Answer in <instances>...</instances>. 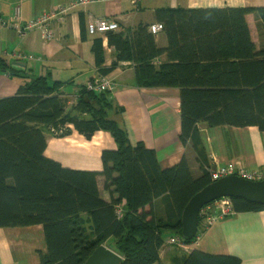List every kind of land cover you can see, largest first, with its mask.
<instances>
[{"label": "trees", "instance_id": "16d2710c", "mask_svg": "<svg viewBox=\"0 0 264 264\" xmlns=\"http://www.w3.org/2000/svg\"><path fill=\"white\" fill-rule=\"evenodd\" d=\"M152 18L162 27L156 35L149 31L153 24L142 22L111 30L92 38L91 53L100 79L130 62L138 88L178 90L185 151L170 167L161 168L142 142L130 144L126 131L109 117L122 112L109 91L89 90L86 84L71 99L62 91L66 83H49L0 59L1 70L26 79L13 96L0 98V229L40 225L46 250L37 264H82L109 239L121 264H161L164 232L171 234L170 246L187 252L180 264H241L236 256L183 247L193 240L180 237V218L189 199L212 183L198 124L255 127L264 134V6L167 7L154 10ZM79 27L86 41L83 14ZM102 38L112 51L109 66ZM162 55L166 59L157 65ZM73 131L86 140L100 131L111 136L115 149L102 151L101 171L64 168L44 155L47 135L61 139ZM230 200L236 214L264 210ZM173 238L182 246L171 244Z\"/></svg>", "mask_w": 264, "mask_h": 264}, {"label": "crops", "instance_id": "0c3cea01", "mask_svg": "<svg viewBox=\"0 0 264 264\" xmlns=\"http://www.w3.org/2000/svg\"><path fill=\"white\" fill-rule=\"evenodd\" d=\"M75 0H0V59L32 76L46 77L49 83H66L62 91L74 99L82 85L99 81L95 60L91 53L92 38L81 41L79 15L86 26L91 18H108L118 31L132 29L139 23L154 24L152 12L160 8H237L264 6V0H141L98 2L79 8L61 22L55 20L48 27L53 33L49 41L43 40L40 29H29L24 36L17 30L43 13L69 6ZM251 36L258 48V39L252 15L246 17ZM87 30V28H86ZM89 36H92L91 38ZM164 46L162 35L157 37ZM105 66H109L112 51L102 38ZM165 55L156 63L164 62ZM25 78L13 76L0 69V98L13 96ZM105 80L113 84L109 94L115 105L122 108L115 119L128 136L131 145L142 142L155 152L159 166L166 168L180 161L185 147L180 135L179 92L177 89L138 88L130 62H122ZM201 140L211 171L228 163H238L246 170L264 173V134L255 127L208 128L198 124ZM115 143L107 132H96L86 140L75 131L68 137L57 139L46 136L44 155L64 168L83 171H101V153L114 150ZM105 197V195L103 194ZM167 233V240L171 234ZM199 249L210 254L232 255L241 264H264V210L235 214L220 220L203 235ZM46 250L40 225L24 228L0 229V264H37L40 253ZM187 252L165 242L160 251V263L180 264ZM166 263V262H165Z\"/></svg>", "mask_w": 264, "mask_h": 264}, {"label": "built area", "instance_id": "2783aa9c", "mask_svg": "<svg viewBox=\"0 0 264 264\" xmlns=\"http://www.w3.org/2000/svg\"><path fill=\"white\" fill-rule=\"evenodd\" d=\"M112 1H128L132 4H138L141 0H75L69 6L59 7L55 10H51L49 12L43 13L37 20L29 22L27 26L17 30L19 35L22 37L25 34L26 30L29 29H40L41 37L45 41H49L53 38V33L49 29L48 25L52 21L61 22L63 18L68 16L73 11L91 5L96 4L98 2H112ZM90 25L87 27V32L90 35L95 34H103L111 30L118 29V26L113 20L107 18H91L89 17ZM162 29L161 25L153 24L149 27V31L151 34L156 35ZM113 86L110 81L104 79H100L97 81L96 85L91 84V82L87 83V88L89 90L96 89L98 91H109ZM228 176H238L244 180L248 181H259L264 179V173L262 172H249L240 169L238 163H228L223 166L217 167L215 170L211 171L210 178L212 182L217 181L223 177ZM235 211L233 208V204L230 199L222 198L216 201L211 202L210 204L204 206L199 213L200 221H202V225H199L197 234L193 241L185 247L186 249H195L201 245L203 242L204 233L213 226L216 222L224 219L231 218L235 215ZM169 242L171 244H178V238L170 239Z\"/></svg>", "mask_w": 264, "mask_h": 264}, {"label": "water", "instance_id": "95a60500", "mask_svg": "<svg viewBox=\"0 0 264 264\" xmlns=\"http://www.w3.org/2000/svg\"><path fill=\"white\" fill-rule=\"evenodd\" d=\"M228 198L244 200L251 204L264 206V179L248 181L238 176H228L212 182L193 195L181 213L180 237L190 241L197 234L200 210L213 201ZM122 257L107 248L98 246L82 264H121Z\"/></svg>", "mask_w": 264, "mask_h": 264}, {"label": "rangeland", "instance_id": "374dc122", "mask_svg": "<svg viewBox=\"0 0 264 264\" xmlns=\"http://www.w3.org/2000/svg\"><path fill=\"white\" fill-rule=\"evenodd\" d=\"M99 34V33H98ZM99 35H102V34H99ZM90 38L92 37V36H89ZM112 84V83H111ZM113 85V84H112ZM112 87V89L111 90H109V93H111V91L113 90V87L114 86H111ZM48 158V157H47ZM239 166H240V164H239ZM240 169H242V170H244V171H249V172H257V171H250V170H246V169H244L242 166H240ZM201 222V224H202V221H200ZM198 227H199V225H198ZM162 238H163V240H164V242H166L167 241V233L166 232H164L163 234H162ZM195 238V237H194ZM193 238V239H194ZM193 239H191V240H193ZM190 240V241H191ZM106 246H107V248H113V240L112 239H109V240H107V242H106ZM198 248H199V246H198ZM112 250V249H111ZM164 261V263L163 264H169L166 260H163ZM166 262V263H165Z\"/></svg>", "mask_w": 264, "mask_h": 264}, {"label": "clouds", "instance_id": "9594fccd", "mask_svg": "<svg viewBox=\"0 0 264 264\" xmlns=\"http://www.w3.org/2000/svg\"><path fill=\"white\" fill-rule=\"evenodd\" d=\"M198 230V229H197Z\"/></svg>", "mask_w": 264, "mask_h": 264}]
</instances>
